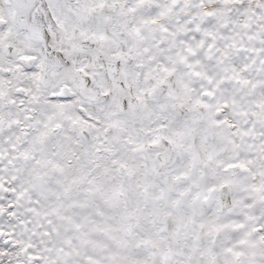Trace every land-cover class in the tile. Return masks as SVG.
Masks as SVG:
<instances>
[{
    "label": "snow or ice",
    "instance_id": "obj_1",
    "mask_svg": "<svg viewBox=\"0 0 264 264\" xmlns=\"http://www.w3.org/2000/svg\"><path fill=\"white\" fill-rule=\"evenodd\" d=\"M0 264H264V0H0Z\"/></svg>",
    "mask_w": 264,
    "mask_h": 264
}]
</instances>
